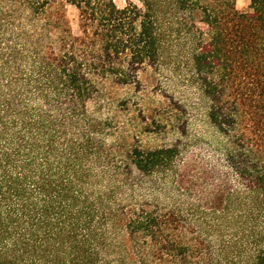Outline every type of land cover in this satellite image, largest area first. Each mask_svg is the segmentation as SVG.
<instances>
[{
    "label": "trees",
    "instance_id": "16d2710c",
    "mask_svg": "<svg viewBox=\"0 0 264 264\" xmlns=\"http://www.w3.org/2000/svg\"><path fill=\"white\" fill-rule=\"evenodd\" d=\"M0 264H264V0H0Z\"/></svg>",
    "mask_w": 264,
    "mask_h": 264
},
{
    "label": "rangeland",
    "instance_id": "374dc122",
    "mask_svg": "<svg viewBox=\"0 0 264 264\" xmlns=\"http://www.w3.org/2000/svg\"><path fill=\"white\" fill-rule=\"evenodd\" d=\"M118 7L125 5V0H114ZM250 0H236V9L240 12L249 11ZM67 17L73 30L76 29V11L68 7ZM156 89L145 88L142 86L136 90H119L116 92L117 108L115 109L116 123L120 129V133L126 137L128 142L137 145L153 148L163 143L164 137L160 133H156L154 127L150 126L140 130L135 127L129 119L131 112H137L139 109L157 108L161 103L162 97L159 91L166 89L165 78L162 74L157 75Z\"/></svg>",
    "mask_w": 264,
    "mask_h": 264
}]
</instances>
